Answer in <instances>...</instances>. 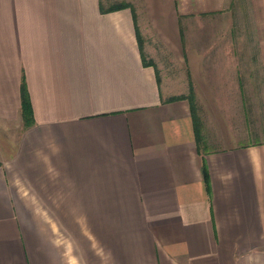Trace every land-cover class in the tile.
Here are the masks:
<instances>
[{"label":"crops","instance_id":"1","mask_svg":"<svg viewBox=\"0 0 264 264\" xmlns=\"http://www.w3.org/2000/svg\"><path fill=\"white\" fill-rule=\"evenodd\" d=\"M102 4L0 0V264H264V0Z\"/></svg>","mask_w":264,"mask_h":264},{"label":"trees","instance_id":"2","mask_svg":"<svg viewBox=\"0 0 264 264\" xmlns=\"http://www.w3.org/2000/svg\"><path fill=\"white\" fill-rule=\"evenodd\" d=\"M101 6H102L101 10L104 13L105 12L119 11V10H123V9H130V10H132L133 13L135 12L134 6L130 3H127V2H117V3H114L110 6H108V7H104L103 4ZM137 36H138V41L140 43V46L143 47V41L141 40V36H140L138 30H137ZM144 64L152 65L153 63H144ZM183 97H176V98H172L170 100L181 99ZM190 100L193 101L191 95H190ZM21 114H22V119H23L24 123H26V124H29L31 122L34 123L32 103L30 100L29 93L26 89V85L23 81H22V85H21ZM203 172H204V176L206 179V186L208 188L209 181L207 178V169L205 166L203 167Z\"/></svg>","mask_w":264,"mask_h":264},{"label":"rangeland","instance_id":"3","mask_svg":"<svg viewBox=\"0 0 264 264\" xmlns=\"http://www.w3.org/2000/svg\"><path fill=\"white\" fill-rule=\"evenodd\" d=\"M105 7H108L117 2H127L134 6L138 5L139 0H102Z\"/></svg>","mask_w":264,"mask_h":264}]
</instances>
